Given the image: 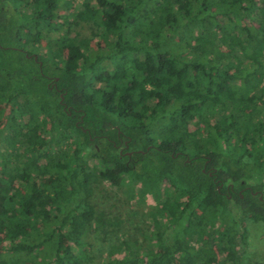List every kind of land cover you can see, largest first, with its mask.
Masks as SVG:
<instances>
[{
	"label": "trees",
	"instance_id": "16d2710c",
	"mask_svg": "<svg viewBox=\"0 0 264 264\" xmlns=\"http://www.w3.org/2000/svg\"><path fill=\"white\" fill-rule=\"evenodd\" d=\"M259 102L264 0H0V264H93L95 173L155 201L105 264H264Z\"/></svg>",
	"mask_w": 264,
	"mask_h": 264
},
{
	"label": "rangeland",
	"instance_id": "374dc122",
	"mask_svg": "<svg viewBox=\"0 0 264 264\" xmlns=\"http://www.w3.org/2000/svg\"><path fill=\"white\" fill-rule=\"evenodd\" d=\"M80 3L82 0H76ZM92 23H81V25L75 28L82 36L91 35ZM76 31L72 34L75 36ZM95 42V41H94ZM260 109L264 112V104L258 103ZM197 129L202 130L203 127L200 124H195ZM93 201L98 209H103L109 212L112 216H119L125 220L122 229L116 234L111 235L110 240L106 239L103 234L93 233L90 235L89 240L92 243L94 260L93 264H105L108 259V252L111 245L116 243L120 244V241L124 238L129 240L132 248L142 247L141 243H144V228H146L143 212H146L155 205V201L151 195L147 196L145 200L138 198L137 190H132L128 186L114 187L108 181L99 180L96 173L93 174ZM136 211L137 213H135ZM249 226V244L247 245V254L250 260L264 262V223L262 222H248ZM0 241L2 244H7L8 241L3 235H0ZM111 244V245H110ZM124 250V246L118 245L117 251Z\"/></svg>",
	"mask_w": 264,
	"mask_h": 264
}]
</instances>
